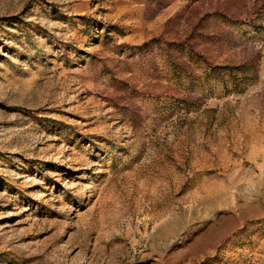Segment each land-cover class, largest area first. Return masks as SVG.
<instances>
[{
    "label": "rangeland",
    "instance_id": "374dc122",
    "mask_svg": "<svg viewBox=\"0 0 264 264\" xmlns=\"http://www.w3.org/2000/svg\"><path fill=\"white\" fill-rule=\"evenodd\" d=\"M0 264H264V0H0Z\"/></svg>",
    "mask_w": 264,
    "mask_h": 264
}]
</instances>
